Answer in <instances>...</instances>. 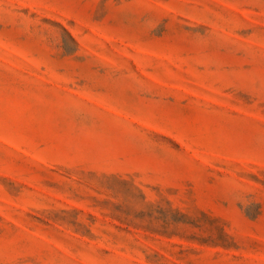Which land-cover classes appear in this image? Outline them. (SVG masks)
<instances>
[{
    "label": "rangeland",
    "instance_id": "1",
    "mask_svg": "<svg viewBox=\"0 0 264 264\" xmlns=\"http://www.w3.org/2000/svg\"><path fill=\"white\" fill-rule=\"evenodd\" d=\"M0 264H264V0H0Z\"/></svg>",
    "mask_w": 264,
    "mask_h": 264
}]
</instances>
